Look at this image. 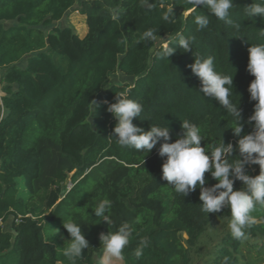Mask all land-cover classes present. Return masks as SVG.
I'll list each match as a JSON object with an SVG mask.
<instances>
[{
    "label": "trees",
    "instance_id": "1",
    "mask_svg": "<svg viewBox=\"0 0 264 264\" xmlns=\"http://www.w3.org/2000/svg\"><path fill=\"white\" fill-rule=\"evenodd\" d=\"M152 2L155 9L146 11L140 0H82L78 11L88 30L81 36L73 25L57 24L76 0H0V264H71L62 254L70 239L63 227L68 220L81 224L89 242L76 264H96L103 255L100 234L115 230L103 220L95 223L92 208L102 199L112 201L115 225L127 221L139 233L124 249V264H195L200 252L203 264H224L225 257L229 264L264 263V209L252 214L257 222L245 230L246 239L233 238L226 227L218 239L204 240L216 218L230 222V209L207 215L199 188L185 197L175 193L162 179L159 145L148 154L119 146L117 121L103 104L130 89V98L144 107L134 118L137 126L167 125L174 142L187 119L206 136L202 146L222 139L235 145L232 117L198 91L200 80L189 65L195 57L212 56L217 71L234 74L241 135L251 132L245 122L256 101L247 90L254 79L247 70L248 48L264 43V18L245 15L252 0H233L239 32L211 15L210 24L197 30L195 16L208 14L206 9L185 17L187 0ZM162 4L174 5L173 23L162 20ZM149 28L157 29V39L178 31L195 37L193 50L177 48L169 59H159L161 42L137 43ZM117 71L133 81L112 82ZM92 100L100 104L96 114ZM247 171L258 175L259 165ZM205 176L206 186L216 183ZM241 187L234 183V189ZM143 236L150 245L137 260L133 252Z\"/></svg>",
    "mask_w": 264,
    "mask_h": 264
},
{
    "label": "clouds",
    "instance_id": "2",
    "mask_svg": "<svg viewBox=\"0 0 264 264\" xmlns=\"http://www.w3.org/2000/svg\"><path fill=\"white\" fill-rule=\"evenodd\" d=\"M189 10L185 17L196 9L203 8L208 14L195 16L197 30L206 28L210 24L209 15L214 16L225 24L239 32L241 23L234 21L231 10L234 7L233 0H187ZM141 6L146 11H152L156 5L152 0H140ZM162 20L173 23L176 18L174 5H161ZM248 18L259 16L264 18V0H252V3L244 8ZM119 19V11L114 13L113 20ZM259 35L264 37V30ZM157 39V29L145 30L137 40V43L150 44ZM195 37H186L182 32H176L175 36L161 40L155 55L159 59H169L177 50H193L192 44ZM118 43L123 44L120 40ZM248 72L254 79L248 86L250 100L256 101L252 114L245 123L252 125V131L241 135L244 129L242 121V109L239 103L233 99V75L224 74L216 70L214 57H195L194 63L189 65L191 72L200 80V93L204 97L212 98L219 102L224 111L232 117V129L235 136L239 137L237 143H225L222 139L219 143L201 145L206 138L201 128L185 119L182 120V134L174 142L171 139L170 129L166 126H151L148 130L133 123L134 118L141 117L144 111L143 105L130 98V89L116 92L114 102L103 101L106 111L112 114L117 123L113 129L119 146L134 149L139 152L149 153L157 148L158 154L165 157L162 164V179L168 182L175 193L183 197L199 188V199L202 202V211L219 213L223 209H230L231 220L229 229L233 238L246 239V229L254 225L257 220L252 214L259 209H264V43L251 44L248 48ZM91 104L95 110L100 107L96 100ZM254 122V123H253ZM234 155V152H237ZM233 158V159H230ZM249 165H259V174L250 175L247 171ZM209 173L216 183L207 185L205 174ZM236 181L242 182V187L234 189ZM112 201L100 200L92 211L98 223L101 220L107 222L114 231L100 234L103 247V256L98 264H114L115 261L124 259V249L129 246L136 232L133 224L125 221L118 226L111 216ZM47 214V213H46ZM63 227L70 234V239L62 248V254L71 264H76L77 259L82 258L84 249L89 248V242L81 229V224L68 220L63 221ZM58 231V230H56ZM55 231V232H56ZM54 234V233H53ZM148 236L140 237L133 255L137 260L143 257L145 248L149 247ZM230 258H224V264H229Z\"/></svg>",
    "mask_w": 264,
    "mask_h": 264
},
{
    "label": "rangeland",
    "instance_id": "3",
    "mask_svg": "<svg viewBox=\"0 0 264 264\" xmlns=\"http://www.w3.org/2000/svg\"><path fill=\"white\" fill-rule=\"evenodd\" d=\"M82 0H76L75 6L72 8V10L60 21L57 22L59 26H64L67 24H71L74 26V28L77 30V32L84 36L87 33L88 27L86 24V18L83 14H81L78 9L80 8V2ZM162 39H157L156 42H161ZM2 69H0V75H1ZM112 82L116 83H126V82H132L133 77H128L124 75L123 73L117 71L115 72L111 77ZM1 87L2 84L0 83V94H1ZM70 180L67 181V186H69ZM11 226V219L7 222H3L2 227L4 229H9ZM226 227H229V222L224 223L223 220H220L219 218H216L212 224L208 227L207 231L203 234L204 240H208L211 237L218 239L224 229ZM183 237L186 239L187 235L183 234ZM203 253V252H202ZM195 255V264H203L201 259V254ZM103 256V255H102ZM102 256H96V264H98V261L102 258ZM114 264H124L123 260L115 261ZM264 264V263H263Z\"/></svg>",
    "mask_w": 264,
    "mask_h": 264
},
{
    "label": "built area",
    "instance_id": "4",
    "mask_svg": "<svg viewBox=\"0 0 264 264\" xmlns=\"http://www.w3.org/2000/svg\"><path fill=\"white\" fill-rule=\"evenodd\" d=\"M0 223H1V221H0Z\"/></svg>",
    "mask_w": 264,
    "mask_h": 264
}]
</instances>
